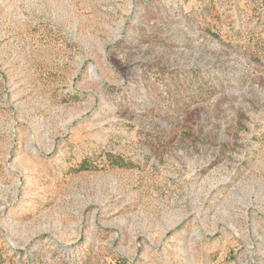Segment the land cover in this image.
<instances>
[{
  "label": "rangeland",
  "instance_id": "374dc122",
  "mask_svg": "<svg viewBox=\"0 0 264 264\" xmlns=\"http://www.w3.org/2000/svg\"><path fill=\"white\" fill-rule=\"evenodd\" d=\"M0 264H264V0H0Z\"/></svg>",
  "mask_w": 264,
  "mask_h": 264
}]
</instances>
